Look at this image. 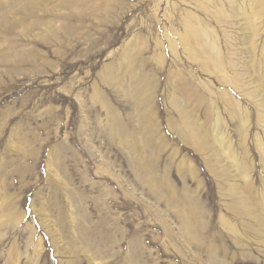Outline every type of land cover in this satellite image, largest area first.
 I'll use <instances>...</instances> for the list:
<instances>
[{"label":"rangeland","instance_id":"374dc122","mask_svg":"<svg viewBox=\"0 0 264 264\" xmlns=\"http://www.w3.org/2000/svg\"><path fill=\"white\" fill-rule=\"evenodd\" d=\"M0 264H264V0H0Z\"/></svg>","mask_w":264,"mask_h":264},{"label":"bare ground","instance_id":"6f19581e","mask_svg":"<svg viewBox=\"0 0 264 264\" xmlns=\"http://www.w3.org/2000/svg\"><path fill=\"white\" fill-rule=\"evenodd\" d=\"M253 15H254V14H253ZM255 17H256V15H255ZM248 19H249V18H248ZM222 146H223V145H222ZM227 147H228V146H227L226 143H225V144H224V148H225V150L228 149Z\"/></svg>","mask_w":264,"mask_h":264}]
</instances>
